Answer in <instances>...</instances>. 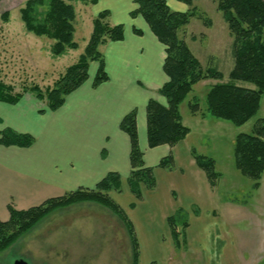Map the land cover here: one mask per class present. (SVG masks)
I'll return each mask as SVG.
<instances>
[{
    "label": "crops",
    "instance_id": "crops-1",
    "mask_svg": "<svg viewBox=\"0 0 264 264\" xmlns=\"http://www.w3.org/2000/svg\"><path fill=\"white\" fill-rule=\"evenodd\" d=\"M92 6L96 8V15L108 10V20L112 25L121 23L125 26L124 39L108 41L101 50L109 80L93 86L99 65L95 62L92 69L90 65L89 79L69 94L57 111L43 109L34 98H24L15 105L0 102L2 124L35 137L30 147L0 145V219H9L10 205L28 209L69 191L94 188L110 172L123 179L122 192L116 195L126 193L129 190L127 179L132 171L131 140L120 124L123 117L135 109L145 165L154 167L155 175L166 171L171 175L173 167H176V173L172 174L174 177L165 186L166 196L170 197L171 191L174 202L166 209L149 211H138V204L129 203V215H125L134 224L138 249L136 261L133 240L123 218L111 208L93 202L84 205L98 207L90 206L83 210L58 208L47 215L46 224L53 221L50 225L57 230L61 222L62 228L68 227L69 230L66 228L60 233L61 241L55 240L54 249L67 248L72 262L94 264L96 259H93L100 257L101 253L93 249L102 247L104 242L102 237L98 241L96 234L100 232L103 239L106 237L105 240L110 242V246L108 242L107 245L113 246L119 264L120 259L121 264H145L150 249L161 259L149 264H160L161 260L163 264H206L208 258L203 256L200 246H195L196 240L186 244L183 252H174L175 233L170 219L180 216L178 220L182 222L184 231L201 230L195 227L201 226L197 224L201 221L203 206L208 207L214 220L217 219V193L213 192L205 172L197 165L187 139L175 146L163 144L151 148L148 144L147 104L154 98L167 105V99L159 92L169 80L164 71L165 45L141 15L131 16V11L137 8L135 0H97ZM135 29H140L142 34H137ZM3 110L9 116H5ZM170 154L174 157L173 166H159L162 158ZM182 198L189 199L187 212H183L185 203ZM228 207L233 215V206ZM164 232L169 235L165 246L163 243L167 238L162 237ZM110 238L121 240V245L111 244ZM124 244L130 247L124 248ZM159 249L167 252L162 253ZM54 253L59 258L66 257L65 253ZM210 253L213 256V250ZM225 259L227 264H235L236 253L227 251Z\"/></svg>",
    "mask_w": 264,
    "mask_h": 264
},
{
    "label": "trees",
    "instance_id": "trees-1",
    "mask_svg": "<svg viewBox=\"0 0 264 264\" xmlns=\"http://www.w3.org/2000/svg\"><path fill=\"white\" fill-rule=\"evenodd\" d=\"M95 4L97 0H26L20 8V15L26 29L39 36L54 40L52 52L55 56L65 54L69 49H77L74 39L76 7L74 2ZM189 6L193 0H183ZM137 8L131 16L141 15L151 30L165 45L166 57L164 71L169 80L159 92L167 99V105L152 98L147 104V133L149 147L163 144L175 146L183 141L190 132V127L183 123L180 104L193 90L194 85L206 80H217L206 92V113L213 117L243 125L254 117L261 105L264 92V0H218L217 7L222 12L233 36L234 67L229 72V80L217 67H203L200 60L190 49L187 42L179 35L183 27L189 24L195 15V6L186 11L171 8L167 0H135ZM196 10V9H195ZM108 10L100 11L93 19V31L84 52L79 59L68 66L52 86L43 89L34 85L30 89L36 97L47 103V110L57 111L69 94L80 88L90 77V65L97 62L98 70L93 80L97 87L109 80L105 57L100 46L108 41H122L125 36L123 24L112 25ZM5 20L8 12L4 13ZM142 34L140 29H135ZM237 81L254 84L255 88L239 85ZM24 92H15L14 87L6 83L0 75V102L17 104ZM199 102L190 103L192 113H196ZM45 111V110H42ZM0 123L2 119L0 117ZM131 140L130 162L132 171L127 179L128 187L137 198L142 190L156 186L154 167H147L144 152L140 147L137 127V111L127 113L120 124ZM35 137L11 127L0 129V145L30 147ZM197 165L205 172L212 187L216 185L220 173L216 170L213 157L193 153ZM235 164L239 171L253 179V188L261 186L264 175V119L255 129V133H239L235 138ZM172 154L162 158L159 166H173ZM123 179L115 172L107 174L94 188H79L60 197H53L40 205L28 209L9 206L10 217L0 219V251L29 231L37 222L52 211L77 201H96L115 211L125 221L134 244V257L138 249L133 225L126 217L122 207L113 199L111 193L122 192ZM170 224L175 235L176 217H171Z\"/></svg>",
    "mask_w": 264,
    "mask_h": 264
},
{
    "label": "rangeland",
    "instance_id": "rangeland-1",
    "mask_svg": "<svg viewBox=\"0 0 264 264\" xmlns=\"http://www.w3.org/2000/svg\"><path fill=\"white\" fill-rule=\"evenodd\" d=\"M25 1L0 0V75L6 83L14 87L15 92H24L21 100L34 98L41 103L40 106H43V109L47 110V103L38 99L30 88L36 84L43 89L52 86L66 68L79 59L92 35L96 8L90 3L74 2L76 7L74 39L78 42L79 47L69 49L60 56H55L52 52L54 40L47 36L36 35L26 29L20 15V8ZM168 3L172 9L179 11L193 9L195 6V15L191 17L189 24L180 30L179 35L187 42L203 67H217L225 75L223 81H228L230 79L229 72L235 64L232 49L233 36L222 12L217 7L218 0H193L191 6L179 0H168ZM6 12H8L7 20L2 17ZM110 20L112 22L113 19ZM103 45L100 46L101 50ZM91 64L92 69L95 62ZM216 82L218 81L206 79L194 85L193 90L180 104V112L183 123L191 129L185 138L187 144L191 150L193 149V153L213 157L216 170L221 174L213 187V192L217 193V219L214 220L211 217V212L207 210L208 207L203 206L201 221H198L199 224H197L201 226L195 227L201 228V230L184 231L182 222L178 220L180 216L177 217L178 232L175 235L174 252H183L186 244H191L196 240L195 246H200L203 256L208 258L206 264H227L225 259L227 251L236 253L235 264H250V260L252 264H264V175L261 186L258 189L253 188V179L239 171L234 156L236 136L239 133H255L256 127L264 119V92L257 114L245 124L235 125L232 122L217 119L205 111L207 89ZM237 83L255 88L254 84L249 82L237 81ZM196 101L199 102V110L192 113L190 103ZM5 111L3 110L2 113L9 116ZM201 120L205 121L201 122ZM4 127V123H0V129ZM173 168L176 169V167ZM174 170L173 173H176ZM173 173L170 175L166 171L164 174L155 175L156 186L154 188H146L145 186L140 198H137L130 189L122 195H116V191L111 194L113 199L122 206L126 215H129L130 202L138 204V211L166 209L167 205L171 206L174 202V199L171 200V191H169L170 197L166 196L167 189L165 187L167 182L174 177ZM181 201L185 203L183 212H187L189 199L184 198ZM86 202L103 205L89 200L77 201L60 208L83 210L85 207H98V205L93 204L84 205ZM228 206H233V215H231L232 211H228ZM47 215L10 246L0 251V264H15L17 259H24L29 264L81 263L70 260L67 248L54 249L55 240L56 242L61 241L60 233L66 228L68 232L69 230L68 227L62 228L61 222H59L57 230L50 225L53 221L46 224ZM96 235L98 241L102 237L104 242L101 244L104 248L102 246L93 249L94 252L98 250L101 253L100 257L93 259H96L94 264H119L117 256L113 253V246L109 247L110 242L105 240L106 237L103 239L104 235L102 236L100 232ZM115 236L117 237L116 233ZM162 237L167 238L163 243L165 246L169 242V235L164 232ZM110 241L113 245H121V240L114 241L110 238ZM128 246L129 244H127ZM123 247L125 248L126 244ZM159 250L162 253L167 252L166 249ZM212 250L213 256L210 253ZM55 251L61 254L65 253L66 257L59 258L54 253ZM153 251L152 249L148 250L145 264L154 260L160 261L161 257L159 258L157 254L152 253ZM220 254H222L221 259L219 258ZM183 261L187 260L184 259ZM160 264H163L162 260Z\"/></svg>",
    "mask_w": 264,
    "mask_h": 264
},
{
    "label": "water",
    "instance_id": "water-1",
    "mask_svg": "<svg viewBox=\"0 0 264 264\" xmlns=\"http://www.w3.org/2000/svg\"><path fill=\"white\" fill-rule=\"evenodd\" d=\"M15 264H29L27 261H25L24 259H17L15 261Z\"/></svg>",
    "mask_w": 264,
    "mask_h": 264
}]
</instances>
